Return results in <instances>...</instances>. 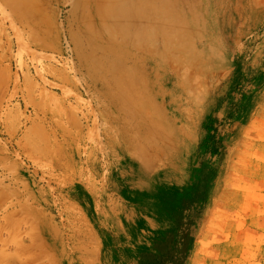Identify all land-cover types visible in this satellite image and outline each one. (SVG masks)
I'll return each instance as SVG.
<instances>
[{"label":"rangeland","instance_id":"rangeland-1","mask_svg":"<svg viewBox=\"0 0 264 264\" xmlns=\"http://www.w3.org/2000/svg\"><path fill=\"white\" fill-rule=\"evenodd\" d=\"M177 6L122 109L60 48L68 8L0 11V264H264V0Z\"/></svg>","mask_w":264,"mask_h":264},{"label":"bare ground","instance_id":"bare-ground-1","mask_svg":"<svg viewBox=\"0 0 264 264\" xmlns=\"http://www.w3.org/2000/svg\"><path fill=\"white\" fill-rule=\"evenodd\" d=\"M181 1L0 0V11L13 17V24L16 29L21 27L31 31L36 24L41 27L44 25L51 27L56 22V11L61 14L63 10L68 8L66 13L69 16H75V19L66 29L68 32L67 39L64 37L65 41H62L59 38L60 48L65 49L63 53L70 52L75 55L81 66L86 65L90 72L94 71L98 77L102 78L105 81L108 94L112 95L114 104L117 102L122 109L130 107L133 93H142L146 87L141 82L142 77H137V81L130 85V77H123L119 74H124L126 70H129L126 62L145 60L144 55L148 52L155 54L153 51L157 48L159 39L165 38L166 35L169 36L173 31L174 23L180 14L177 4ZM52 3L59 5L60 8H52ZM164 16L167 17L164 18ZM99 32H102L101 43L105 44V47L99 44L100 40L97 36ZM169 41L167 42L168 45L163 43V48L171 46L173 50L174 45L181 47L184 43L182 40H180L182 44L179 43L178 37L175 38L174 42L171 41V38ZM63 42L66 44L65 48L62 46L64 45ZM36 45L56 47L55 42L48 45L46 42L37 41ZM179 49L176 51L181 52L182 50ZM190 49L192 50V48ZM186 50L188 49L185 48ZM194 50L192 52L196 53ZM158 59L162 60L159 57ZM75 70L77 71V69ZM126 118L127 120L132 119L127 116ZM140 122L141 127H147L148 121L141 120ZM144 132L148 133V130L144 129ZM12 209L13 211H5L4 219H8L9 216L18 212L15 206H12ZM25 218L23 217V219ZM26 223H28L27 220Z\"/></svg>","mask_w":264,"mask_h":264}]
</instances>
